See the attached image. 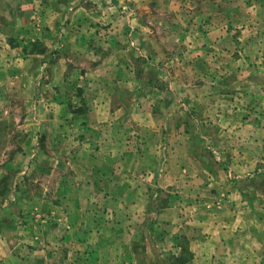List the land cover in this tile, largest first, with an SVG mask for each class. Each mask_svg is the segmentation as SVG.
Instances as JSON below:
<instances>
[{
	"label": "rangeland",
	"instance_id": "rangeland-1",
	"mask_svg": "<svg viewBox=\"0 0 264 264\" xmlns=\"http://www.w3.org/2000/svg\"><path fill=\"white\" fill-rule=\"evenodd\" d=\"M58 1L0 63V264H264V0Z\"/></svg>",
	"mask_w": 264,
	"mask_h": 264
},
{
	"label": "crops",
	"instance_id": "crops-1",
	"mask_svg": "<svg viewBox=\"0 0 264 264\" xmlns=\"http://www.w3.org/2000/svg\"><path fill=\"white\" fill-rule=\"evenodd\" d=\"M24 1L25 0H0V63L3 61L2 58H4L5 56H8V53H10V50H7L5 46H9L11 42H15L20 39H23L25 37L24 35L28 33L27 19L29 16V9H28L29 6H26L24 4ZM51 1H57V3L60 2L58 0H51ZM59 6L61 7L60 4ZM47 7L48 6H45V10L47 9ZM78 12H82V11H78ZM52 27H56V25L54 24V26ZM79 37H80L79 35H76L73 41H75ZM40 39L42 43L44 41L46 42V40L42 38ZM1 48H4V51H2ZM6 58L8 59V57ZM103 75L105 76L106 74H103ZM105 104L107 105V103ZM102 106L104 105L102 104ZM84 115L85 114L82 113L78 115V118L80 117V119H85ZM87 188L93 189L92 185H89V184H87ZM81 219L82 221H84L86 218L81 217ZM156 220L158 219L156 218ZM79 221H80L79 218L76 219V222H79ZM166 221L169 222L170 220L166 219ZM168 222H166V224ZM158 223H159V220H158ZM154 224H155V221H154ZM96 233L97 231L94 228L92 229V231L91 230L88 231V234L93 235L94 237H96L95 236ZM171 234L164 232L165 237H169ZM77 237H79V234H77ZM212 238H214L213 241L215 242V244L209 243L210 244L209 246L207 245L205 246V242H203L204 240L201 238L196 237L195 238L196 240L193 239V242L198 241L197 245L193 247L194 259L184 264H256V262L260 261L259 260L260 257H257L255 250L251 252L250 248L245 249L244 247H242L240 250H237V249L225 246L224 242L226 243V245H228V242H231L234 238L232 239L226 238L224 242H223V239L221 238L218 239L215 236H213ZM109 248L110 246L103 248L102 253L109 254V255L107 256V258L106 256L104 257V259L102 258V262L100 264H112V262L109 261V257H110V253H108ZM93 251L94 250H92V252ZM28 255L29 253L26 256L28 257ZM30 259L29 261L25 259L24 261H22V263H19V264H44L43 262L35 263L34 261H31ZM123 262L124 261L119 262L118 260V261H114L113 263L114 264H124ZM125 263L129 264L128 262H125ZM3 264H9V263H3Z\"/></svg>",
	"mask_w": 264,
	"mask_h": 264
}]
</instances>
